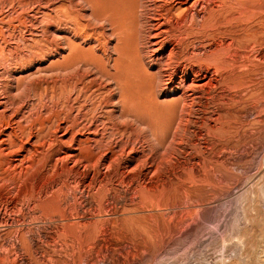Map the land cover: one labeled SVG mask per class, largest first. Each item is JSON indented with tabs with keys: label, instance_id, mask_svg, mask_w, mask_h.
<instances>
[{
	"label": "rangeland",
	"instance_id": "obj_1",
	"mask_svg": "<svg viewBox=\"0 0 264 264\" xmlns=\"http://www.w3.org/2000/svg\"><path fill=\"white\" fill-rule=\"evenodd\" d=\"M123 1L0 0V264H264V0Z\"/></svg>",
	"mask_w": 264,
	"mask_h": 264
},
{
	"label": "bare ground",
	"instance_id": "obj_2",
	"mask_svg": "<svg viewBox=\"0 0 264 264\" xmlns=\"http://www.w3.org/2000/svg\"><path fill=\"white\" fill-rule=\"evenodd\" d=\"M85 1L88 5V3L91 6V14L96 17V18H102L103 19H107L109 21H113L114 17L115 19H118L119 17H121L123 15V11L120 9L123 6V0H82ZM73 5V4H72ZM72 7V6H71ZM64 9V8H63ZM59 10V9H58ZM57 10V11H58ZM75 10V9H74ZM78 10V9H77ZM56 11V12H57ZM62 12V11H61ZM59 13V12H58ZM57 13V17L58 15L60 16V14ZM66 13V11H65ZM109 13L111 15H109ZM89 16V17H93V16ZM116 15V16H115ZM73 16V15H72ZM61 17V16H60ZM81 17V16H80ZM113 17V18H112ZM71 18V17H70ZM79 18V17H78ZM60 19V18H59ZM66 19V18H65ZM77 19V18H76ZM75 19V20H76ZM71 20V19H70ZM73 20V19H72ZM71 20V21H72ZM119 20V19H118ZM118 20L114 23L115 26L117 25ZM74 21V20H73ZM101 21V20H100ZM108 22V21H107ZM120 22V20H119ZM110 24V23H109ZM112 24V22H111ZM119 24V23H118ZM121 25V24H120ZM83 26V25H82ZM85 26V25H84ZM114 26V25H111ZM114 26V27H115ZM80 28V27H79ZM117 29V27H115ZM81 29V28H80ZM112 29V28H111ZM118 29L120 30L119 26ZM123 29V28H121ZM112 30H115L114 28ZM124 30V29H123ZM80 31V30H79ZM121 31V30H120ZM123 32V31H122ZM122 56V55H121ZM69 58V57H68ZM79 60V59H78ZM77 61V60H76ZM94 69V68H93ZM96 69V68H95Z\"/></svg>",
	"mask_w": 264,
	"mask_h": 264
}]
</instances>
